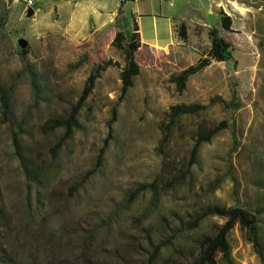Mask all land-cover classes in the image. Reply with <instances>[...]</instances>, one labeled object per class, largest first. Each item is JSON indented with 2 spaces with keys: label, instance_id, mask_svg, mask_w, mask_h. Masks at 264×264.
I'll return each mask as SVG.
<instances>
[{
  "label": "rangeland",
  "instance_id": "obj_1",
  "mask_svg": "<svg viewBox=\"0 0 264 264\" xmlns=\"http://www.w3.org/2000/svg\"><path fill=\"white\" fill-rule=\"evenodd\" d=\"M116 1L129 23L145 17L144 38L153 32V16L179 17L188 24L186 42L165 52L143 48L136 54L139 74L122 100L125 57L112 43L114 21L97 31L91 21L86 31L69 29L62 11L39 14L64 3L42 1L26 18L20 5L0 0V95L9 93L11 111L9 122L0 117V264H182L195 258L199 242L225 222L208 217L195 230H184L193 216L208 207L252 212L264 206V0ZM220 12L232 19L231 32H221L232 46V60L212 62L177 93L173 79L205 54L208 31L219 28ZM101 37L107 41L102 57L114 66L101 74L81 107L79 129L52 153L64 129L45 133L44 127L68 118L97 63L96 47L92 59L75 64L83 61L87 43L96 46ZM19 39L28 42L38 100L18 59ZM230 77L240 105L234 112L220 102L210 104L213 98L230 101ZM180 105L206 108L167 130L170 108ZM221 122L226 129L202 145L197 163L188 167L195 139ZM17 130L37 183L27 180L14 156L11 136ZM101 149V165L94 170ZM86 174L70 196L69 188ZM143 184H153L154 190L131 200ZM259 220L264 248V217ZM169 237L151 261L153 246ZM228 243L231 264H261L239 226Z\"/></svg>",
  "mask_w": 264,
  "mask_h": 264
},
{
  "label": "trees",
  "instance_id": "obj_2",
  "mask_svg": "<svg viewBox=\"0 0 264 264\" xmlns=\"http://www.w3.org/2000/svg\"><path fill=\"white\" fill-rule=\"evenodd\" d=\"M131 24V25H130ZM130 25V26H129ZM219 28H211L208 31L209 38V48L205 52L204 55L200 57L197 61L196 65L190 66L183 71L180 72L178 76L173 79V82L176 87L177 93H182L185 90L186 82L189 77L199 73L203 69L210 66L212 62L215 63H227L232 60V46L231 44L222 37L221 32L230 33L232 29V19L223 12L219 13L218 20ZM114 27L117 29L114 34L112 43L117 46V48L121 49L124 53V61L125 66L122 68L120 72V100L124 99L127 95L128 91L133 87L134 79L139 74V65L136 61V54L143 48L139 42V36L137 34V26L135 22L129 23L122 14L121 6L119 7L116 17L114 19ZM131 27V29L129 28ZM175 33L177 38L181 42H186L187 40V28L184 23H180L178 26L175 25ZM103 35H109V31L105 30ZM101 41L95 46L91 41H89L86 45L87 54L85 55L83 61H79L75 64L76 68L80 67L81 64L85 60L92 59L89 55L90 51L96 47L95 55H96V65L93 67L90 72L88 78L86 79L85 86L81 92V95L76 102V104L71 108V111L66 120L60 121H52L48 122L45 125V133H52L55 130L62 128L64 129L63 137L55 144V146L51 149L52 153H55L58 148H60L61 144L68 140L75 130L79 129V123L77 121V117L81 107L83 106L86 99L92 92L94 88L95 82L100 78L101 74L107 70L110 66H114L111 62H105L101 49L106 44V39H99ZM125 43L122 46V43ZM150 51L155 53L154 50ZM27 47L23 50H20L18 53V59L22 66L23 72L27 73L29 76L30 85L34 91V95L36 100L39 99V86L37 83V73L30 67L28 64L27 58ZM117 66V65H115ZM229 83L231 87L230 101L224 102L220 99L213 98L210 101V104H214L216 102H220L225 109L230 111H237L239 109V101L238 96L235 90V80L234 77L229 78ZM206 107L199 105L192 106H174L171 107L168 113V128L169 130L173 127L178 120H180L184 116H193L197 115ZM10 104H9V93L3 92L0 95V117L1 122L7 123L10 120ZM116 120L115 111L112 112V117L108 122V129L111 132V126ZM226 129V123L221 122L217 126L212 129L199 134L195 139L194 144L189 153V161L188 167H191L197 163L198 154L202 145L209 143L219 132ZM19 130L14 132L11 136V143L13 147L14 156L19 161V164L22 168V171L31 183H37V178L32 177L31 171L29 169V163L23 156L19 144ZM236 147H234L235 149ZM233 149V150H234ZM104 154V149H101L99 155L96 160V164L94 166V170H96L102 161V156ZM89 176L86 174L79 183L72 185L69 188V195L72 196L82 185L84 180ZM154 190L153 184H143L138 186L134 192L130 195L131 200H133L139 193ZM208 217H218L224 219V224L219 227L216 233L209 237H204L199 242V251L195 258L192 260L182 263V264H219L218 258L220 257L221 261L224 264H231V255H230V246L228 243V235L230 232L236 227L239 226L242 230L245 231L246 238L249 243L252 244L255 253L261 260V264H264V248L261 243V235H260V217H264V206L257 205L252 212L249 210H245L238 207L232 208H221V207H208L202 212L196 214L192 217V219L184 226V230L191 231L198 228V226ZM176 235V234H175ZM174 237V235H173ZM173 237H169L167 240L160 242L153 246L150 259L155 260L160 252V250L170 243ZM1 263H4L2 260Z\"/></svg>",
  "mask_w": 264,
  "mask_h": 264
},
{
  "label": "crops",
  "instance_id": "obj_3",
  "mask_svg": "<svg viewBox=\"0 0 264 264\" xmlns=\"http://www.w3.org/2000/svg\"><path fill=\"white\" fill-rule=\"evenodd\" d=\"M42 1L48 0H41L40 2ZM56 1L64 3V5L53 4L50 9L39 14L43 13L51 17L55 11H62L66 15L67 27L69 29L78 27L83 31L87 30L89 21H91L95 26V31L111 24L114 21L120 7L116 0ZM144 18V16H137L133 17L132 21L136 23L140 44L148 49L154 50L155 52H165L172 47L179 46L180 41L175 33V25L184 23L188 33V24L179 17L173 18V16L170 17L160 15V17H150L153 24V32H150L146 35L147 37L144 38L142 32V19Z\"/></svg>",
  "mask_w": 264,
  "mask_h": 264
},
{
  "label": "built area",
  "instance_id": "obj_4",
  "mask_svg": "<svg viewBox=\"0 0 264 264\" xmlns=\"http://www.w3.org/2000/svg\"><path fill=\"white\" fill-rule=\"evenodd\" d=\"M41 0H11L13 5H20L22 7V11L25 14L28 9H32L35 7L37 3Z\"/></svg>",
  "mask_w": 264,
  "mask_h": 264
},
{
  "label": "water",
  "instance_id": "obj_5",
  "mask_svg": "<svg viewBox=\"0 0 264 264\" xmlns=\"http://www.w3.org/2000/svg\"><path fill=\"white\" fill-rule=\"evenodd\" d=\"M58 1L66 2L68 0H58ZM33 14H34V11L32 9H28L26 12V18H31L33 16ZM17 45H18L20 50H23L28 46V42L25 39H19L17 41Z\"/></svg>",
  "mask_w": 264,
  "mask_h": 264
}]
</instances>
